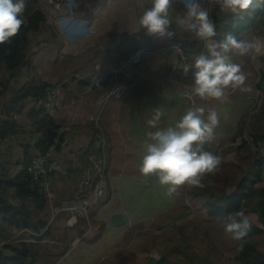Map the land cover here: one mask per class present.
<instances>
[{"label":"rangeland","instance_id":"rangeland-1","mask_svg":"<svg viewBox=\"0 0 264 264\" xmlns=\"http://www.w3.org/2000/svg\"><path fill=\"white\" fill-rule=\"evenodd\" d=\"M145 1L25 0V8H36L42 11L46 17L44 28L39 33L31 35L30 58L32 59L35 55L33 64L39 71L36 74L49 85L57 86L62 84L63 86L67 85L69 89L72 85H77L73 83L75 81L81 82L92 78L98 73L107 74L110 71L112 72L114 67L110 65L108 59L104 56L106 46L110 43L107 36L110 33L134 35L146 31L142 28L139 29L138 23L143 11L151 6V0ZM176 1V4H172L174 10L170 13L173 24L168 30L173 35H178L180 29L188 32L178 20L179 17H183L186 10L178 0ZM214 1L205 0L204 7L208 8L209 11ZM25 21H27V18L24 16ZM174 26H178L179 28L176 27L174 29ZM155 37L159 40L154 42L153 49L151 50L153 52L147 56L142 64L136 66L131 74L136 77L137 75L141 76V73H149L156 77L155 80L151 81L152 84L150 83L151 88L149 87V90L155 96L154 103L156 107L164 113L158 127L165 128L174 125V115L169 109H165L164 107L162 109L161 100L165 94L161 96L158 95L159 92H155L158 91V88H162V86L167 87L166 85H168L173 87V83L169 79L168 73L166 74V71H162V65H167V61L162 60V63H158L160 65L159 68H155L156 62L154 63L155 58H153V53L161 52L162 54L164 53L165 58L170 57L171 66L169 67L177 73L179 69L174 68L173 63L175 61L172 56L174 49L178 46L168 45V41H162L160 37ZM235 58L241 62L244 60L246 63L244 65L250 68V72H252L249 74V77L253 79L254 76V79L259 80L258 83H260L262 70L260 60L258 58L251 60L247 56ZM63 69L67 71L65 70L64 73L60 74L58 76L60 80L57 81L54 72H60ZM154 69L158 71H154L153 73L152 70ZM166 69H168V66ZM27 70L23 71L18 79L19 82H25L30 79L29 77L27 79L25 77L28 75ZM52 73L53 75H51ZM132 75L129 76L130 81L127 79L128 77L122 78L121 83L123 87L129 88V85L133 83ZM14 82H11L10 89H15ZM140 88L141 85H138L137 89ZM130 92L128 93L129 95H134L132 90ZM129 95L125 94L124 97ZM257 96L258 93L255 92L252 101ZM114 99H118V97L116 96ZM260 99L264 101V97L261 96ZM176 100L180 107H182L181 112L177 114V119L179 120L185 111L189 107H192V104L188 99L182 101L178 97ZM132 101L133 103H137L136 97ZM195 103L196 105L198 104L197 98L195 99ZM34 106L35 103H29L28 108L26 105L27 113ZM106 107L105 105L103 106V111ZM199 107L209 109L204 103H200ZM138 110L139 106L137 104L133 112V134L131 137L133 141L129 142L125 136H118L120 144H127L130 149L123 151L125 156L122 155L123 158L121 159L120 166L114 171L116 175H113V179L111 180V196L106 201L96 203L90 208L88 212V216L90 217L88 221V233L84 237L77 236L76 234L74 237L70 235L73 240L67 244L68 252L56 264H157L159 261H165V264H191L190 257L193 258L194 264H261L255 261H236V257L240 252L238 250V242L232 241L225 235V221L209 220L206 210L203 208L205 200L193 202L188 195L190 187H181L178 194L170 198L165 195L166 189L159 185L155 177H144L141 175L139 166L146 144L150 142L149 133L156 129L150 128L147 123L153 114L146 109V117L141 118V112H138ZM149 113L151 116H149ZM248 115L249 109L245 119ZM128 116H130V111L123 110L119 117L118 121L121 118L120 128L122 131L126 128V118ZM16 118L22 125L23 130H20L19 134L13 136L11 141L4 142L0 148V151L5 156L3 160H6L10 167H14L17 162L22 160V150L27 145L24 142H20L21 137L32 136L31 132L36 130L33 124L27 122L25 112L16 116ZM254 119L250 126L246 124L245 120L241 125V128L247 132L249 141H251L250 134L252 133ZM237 120L235 119V122ZM230 129L231 127H229ZM217 134L219 135L220 133L217 132ZM139 137H142L145 141L138 142ZM10 142L11 144H9ZM236 143L239 146L227 145L225 147H234L235 155L241 154L248 159H253V161L254 159H257L259 162L262 161L261 150L264 148V144H261L259 147H255L252 144L250 148L244 149L239 139ZM224 144H221V142L217 143L218 150L216 152L219 150V154L227 152V149L221 151ZM211 152L213 153V150ZM75 155L77 153L72 155V157L75 158ZM77 156L79 158L80 154ZM228 157L225 159H228ZM238 159V156H236V160ZM223 166L224 163L214 174L205 177V179L209 178L208 180L213 183V191H222L227 188L226 193L227 190L232 193L234 190L232 188L235 185L227 187L224 182L227 178L230 181H235L236 178L239 181L245 178H253L254 169H229L230 166L226 169ZM83 173L71 175V179L73 177L77 180L74 183L70 179V183L73 186H68V182L65 183L59 177L52 178L50 189L55 195L53 207H59L62 205L61 203L73 200L76 192H78L76 190L79 188ZM257 189H264V181H262ZM51 209L52 218L50 222H52L55 214L52 207ZM251 209L252 207L244 208L243 211H245L253 224L258 223L257 217L250 213ZM118 212L123 213V216H125L122 226H115L111 222V224L108 222L110 215L113 213L120 214ZM57 218L58 216L54 218V221L61 228L57 233L58 236H61L64 233L62 227L63 221L57 220ZM63 218L67 217L63 216ZM101 221L103 222L101 223ZM26 242L36 243L35 240ZM250 242L255 244L256 248L264 253L263 236L251 239ZM45 243L60 245L57 241L53 240H46Z\"/></svg>","mask_w":264,"mask_h":264},{"label":"trees","instance_id":"trees-1","mask_svg":"<svg viewBox=\"0 0 264 264\" xmlns=\"http://www.w3.org/2000/svg\"><path fill=\"white\" fill-rule=\"evenodd\" d=\"M209 14L216 25L217 36L213 39L219 42H223L229 34L238 40L264 37V4L262 3L254 2L243 14L226 16L219 12L214 1ZM24 16L27 18V23L24 22L10 42L0 46V103L6 99L0 104V148L9 138L23 130L16 116L24 112L28 101L32 100L35 103L43 99L48 89L52 87V85L35 78L25 82L18 81L23 71L32 66L30 58L31 35L39 33L46 23L45 15L32 7L25 9ZM176 27L179 28L174 26V29ZM107 38L110 43L106 46L104 56L114 69L142 48L153 52L151 51L153 44L159 40L155 36L148 35L146 31L134 35L110 33ZM161 39L168 41V45L179 46L193 62L196 55L204 51V42L197 39L191 31L186 32L180 29L178 35ZM260 62L262 65L261 81L258 83L257 89L262 92L264 97V56L260 57ZM176 77L180 84L191 86L192 73L185 77L183 72L178 70ZM12 81H15V89H10ZM90 81L91 78H88L80 82L79 86L90 89ZM114 84L115 76L109 72L103 88H106L105 91L110 93ZM63 88L67 89V85ZM29 119L36 129L31 132L32 135L37 136L35 146H25L22 150V160L17 162L14 167L8 166L7 161L3 160L5 156L0 151V264H56L68 252L67 244L73 240L70 235L74 237L76 234L84 237L88 233L90 217L88 219L84 215L77 216V224L73 229L62 226L64 233L61 236L57 234L61 229L58 223L55 224L54 221L49 226L52 209L44 181L34 180L28 169L35 153L46 154L49 148L56 143L57 152H59L65 139L63 133L60 134L62 125L57 123L50 113L36 110L34 107L29 114ZM242 130L243 128L240 131ZM250 136L253 146L259 147L264 144V101L260 113L253 121ZM260 163L258 171L252 179L245 178L239 181L236 178L237 181L233 180V182L227 178L224 181L227 187L236 186V192L233 195H227L226 187L222 191H213V183L208 180L209 178L204 180L205 184L209 186L204 189L191 188L188 194L193 202L205 200L203 208L206 210L209 220L226 221L229 214L251 207L252 212L259 216L263 228H257L251 223L252 227L245 237L243 249L236 257L237 262L255 261L264 264V253L250 242L251 239L264 237V189H257L263 181L261 175L263 162ZM76 174L78 173H73L70 170L57 177L65 183H70L71 180L75 183L77 180L73 177L71 179V175ZM209 182L211 183L209 184ZM51 192L53 193V191ZM63 216L66 214L58 215L57 220L62 221L68 218L66 216L67 218L64 219ZM45 229H47L45 236L36 237L34 235ZM29 240H35L36 243L26 242ZM46 240L57 241L60 245L46 244ZM189 260L191 264H194L193 258L190 257ZM164 262L159 261L157 264H165Z\"/></svg>","mask_w":264,"mask_h":264},{"label":"clouds","instance_id":"clouds-1","mask_svg":"<svg viewBox=\"0 0 264 264\" xmlns=\"http://www.w3.org/2000/svg\"><path fill=\"white\" fill-rule=\"evenodd\" d=\"M174 0H151V6L139 17V29H145L150 36L171 37L168 31L173 24L170 18ZM185 14L179 23L195 37L204 42V51L196 55L192 71L188 100L224 102L231 92L250 91L247 75L234 57H249L255 60L264 56V38L240 39L229 34L223 42L217 36L216 25L210 18L205 0H178ZM254 2L264 4V0H215L219 12L239 15L246 12ZM25 0H0V46L14 38L24 24ZM257 87V86H256ZM163 111L154 109L148 126L156 129L149 133L139 172L144 177H155L159 185L166 189L165 195L173 197L181 187L204 189L209 186L204 180L214 174L222 163L219 155L206 150L205 145L216 139L220 124V113L215 108L189 107L180 119L170 127H158ZM211 182H209L210 184ZM252 227L245 211L229 214L224 223V233L232 241L238 242V250Z\"/></svg>","mask_w":264,"mask_h":264},{"label":"crops","instance_id":"crops-1","mask_svg":"<svg viewBox=\"0 0 264 264\" xmlns=\"http://www.w3.org/2000/svg\"><path fill=\"white\" fill-rule=\"evenodd\" d=\"M145 2H147V0ZM176 2L177 1L174 0L173 4H176ZM28 8L29 7L25 9ZM34 10H38V9L34 8ZM173 10H174V6H172V11ZM25 23H27V21H25ZM260 37L264 38L263 36ZM153 55H154L153 58H155L154 63L156 62L155 68H159L160 65L158 63L159 62L162 63V60L167 61V65L166 64L162 65V71L164 70L166 71V74L168 73V77L173 83V87L168 85H166L167 87L162 86V88H158V91H156L155 93L159 92L158 95L161 96L165 94L164 97L162 96V100H161L162 109L164 107L165 109H169V111L173 112L174 115L173 123L175 124L178 121L177 114H179L181 112L180 110L182 109V107H180V105L177 103L176 99L179 97L180 99H182V101H184L185 100L184 94L190 92V86H185L178 82L176 78V73L172 71L171 67H169L171 66L170 57L165 58L164 53L162 54L161 52L153 53ZM33 58L31 59L32 62V66L30 68L31 70L30 69L27 70L28 75H26L25 77L26 79L27 77H29L30 79L35 78L44 81L41 79V77H39L36 74L39 71L36 69L37 67L36 68L34 67ZM233 59L234 62L241 65L243 72L245 74L247 73L246 74L248 78L247 84L251 90L247 92H241L239 90L235 92H231L228 96V99L224 102H218L215 100L206 101V100H201L199 97H196L198 100V104L196 106L199 107L200 103L202 104L204 103L205 106H208L209 108H215L220 113V124L216 130V133L219 132L220 134L219 135L216 134V139L213 142L205 145L206 150L210 152L211 150H213V154L219 155L222 158V163L220 167L224 163L223 167L226 169L229 166H230L229 169L232 168L254 169L253 170L254 172L253 176H254L258 171L259 168L258 164L260 162L257 161V159H254V161L253 159H248L247 157L241 154L235 155L234 147L233 148L225 147L227 145L239 146V144L236 142L239 137L241 125L244 122L245 117L247 116L249 107L253 103L252 98L254 97V93L256 92L257 89L256 86L258 85L259 82V80L257 81L254 79V76H253L254 80L249 77L250 76L249 74L252 72H250L251 71L250 68H247L244 65L246 64L244 60H242L241 62L239 59L236 60L235 57ZM258 59L260 60V57H258ZM167 66L168 69H166ZM65 70L63 69L60 72L58 71L54 72L55 76L57 77V81L60 80L59 79L60 77L58 78V76L64 73ZM154 71H158V70L155 69L152 70L153 73ZM51 75H53V73ZM131 78H133L132 81L133 83L129 85V89L125 94L129 95L128 93L132 90V92H134V95H129L119 100L114 99V97L109 98V94L111 92L110 93L106 92L105 91L106 88L103 87L94 90L84 89L81 86H79L80 81H75L73 83H76L77 85H72L69 89L68 88L64 89L65 90L64 96L61 100L59 109L52 112L50 115L53 119L56 120L57 123H60L62 125V132L65 140H64V144L61 147V150L57 152V154H55V158L58 160L61 168L65 173H67L70 170L73 173H78V174L84 172V170L88 167L89 156H91L92 154H97L101 150L102 143L101 140L99 139L101 136V138L104 137L106 140V146H107L106 154L108 156V178H109V185L111 188V180L113 179V175H116L114 172L115 169H118V166H120L121 159L123 158L122 155H124L123 151H126V149H130L127 144H122V145L120 144V142L118 141L119 140L118 136L120 137L125 136L127 137L126 140H128L129 142L133 141L131 137L133 134V112L135 106L138 104L139 106L138 112H141L140 113L141 118L146 117V113H145L146 109H148L149 112L154 114V109L157 108L154 103L155 96L153 95V92L149 90V87L151 88L150 86L151 81L155 80L156 77L149 73L147 74L141 73V76L137 75L135 77L132 75ZM127 79L130 81L129 77ZM127 83L129 82L127 81ZM146 84H148V86H146ZM138 85H141L140 89H137ZM134 97H136L137 103H133L132 100ZM5 100L6 99H3L0 104L5 102ZM29 103L33 104V101L32 100L28 101V103L26 104L27 108ZM104 105L107 107L103 111ZM125 105H127V107L124 108ZM32 110L33 108L30 109L27 113V109L26 108L24 109L25 115H27L26 120L28 123L30 122L31 124L33 123L29 119V114ZM123 110L130 111V116L126 118V128L125 130L122 131V129L120 128L121 118L120 121L118 120ZM149 116H151L150 113ZM235 119L238 120L235 122ZM229 127H231L230 130ZM12 137L9 138L7 141L8 142L11 141ZM142 141L145 140L142 137H139L138 142H142ZM20 142H24V144L27 145L26 147H33L37 142V136L36 135H32L28 137L22 136ZM219 142H221V144L225 143L221 151L227 149V152L223 154L218 153L220 152V150L216 152L218 150L217 143ZM9 144H11V142ZM229 149L231 150L229 151ZM75 153H77V155L80 154V157L78 158V156L75 155V158H73L72 155H74ZM236 156H238L239 158L238 160H236ZM227 157L228 159H225ZM261 175L263 178V172ZM69 185L73 186L71 183H68V186ZM232 189H234L232 193L228 192L227 190V195H233L236 192V186ZM76 191H78V189ZM77 193L78 192H76V194ZM111 194H112L111 189H109V197L111 196ZM118 213L124 215L121 212ZM250 213L254 214L257 217L256 220L258 222L255 224H253L252 222L251 223L257 228H263L259 216L254 212L252 213V210ZM113 214L110 215L108 219L109 223L111 222ZM66 216L68 218L62 220L63 221L62 226L73 229V227H75L77 224V216H72L69 214H66ZM102 222L103 221H101V223Z\"/></svg>","mask_w":264,"mask_h":264},{"label":"built area","instance_id":"built-area-1","mask_svg":"<svg viewBox=\"0 0 264 264\" xmlns=\"http://www.w3.org/2000/svg\"><path fill=\"white\" fill-rule=\"evenodd\" d=\"M150 53L151 52L148 49L142 48L135 52L129 59L122 62L118 68L112 70V73L115 76V84L112 92L109 94V98L117 96L118 99H121L124 97L129 88L122 86V78H127L132 75L131 73L134 68L142 64ZM172 57L175 61L173 63L174 68L181 70L183 75L188 77L192 73L190 69L193 61H191L189 57L184 54L179 46L174 49ZM106 78L107 74L104 75L98 73L94 75L90 81V89L94 90L103 87ZM63 87L64 86L62 84L50 87L45 97L35 102V109L45 111L50 114L59 109L61 100L64 96ZM256 90L258 96L254 99L252 107L249 108L248 117L244 119L248 126H250L253 118H255V116L260 112L263 104V99H260L261 96L263 97V94L259 89ZM184 98L186 99L185 96ZM195 99L196 97H193L192 100H189L192 106H196ZM243 130L240 132L238 139L240 140L241 145L244 146V149L250 148L252 146V140L249 141L247 132L245 129ZM61 133L63 132L61 131L60 134ZM99 139L102 143L101 150L99 153L89 156L88 167L82 174L76 197L71 201L62 203L59 207H53L54 195L50 191L52 178L65 174L58 160L55 158V154L57 153V143L52 145L46 154H34L33 161L28 169V172L34 180L44 181L45 189L50 198L51 207L55 213L54 218L60 214H69L72 216L84 215L88 218V212L93 205L106 201L109 198L110 185L108 178L106 140L104 137L101 138V136ZM261 156L264 169V148L261 150ZM54 218L52 219V222L49 223V226L53 223ZM46 231L47 229L40 230L39 233L34 235L36 237H43L45 236Z\"/></svg>","mask_w":264,"mask_h":264},{"label":"water","instance_id":"water-1","mask_svg":"<svg viewBox=\"0 0 264 264\" xmlns=\"http://www.w3.org/2000/svg\"><path fill=\"white\" fill-rule=\"evenodd\" d=\"M125 218L122 214H114L111 219V223L115 226H122Z\"/></svg>","mask_w":264,"mask_h":264}]
</instances>
